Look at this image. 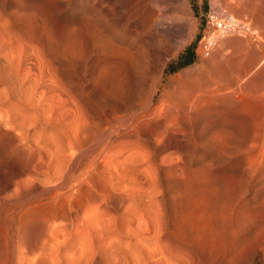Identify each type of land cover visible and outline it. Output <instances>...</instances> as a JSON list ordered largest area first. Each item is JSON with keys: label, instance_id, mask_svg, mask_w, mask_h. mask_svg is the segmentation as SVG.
Here are the masks:
<instances>
[{"label": "rangeland", "instance_id": "1", "mask_svg": "<svg viewBox=\"0 0 264 264\" xmlns=\"http://www.w3.org/2000/svg\"><path fill=\"white\" fill-rule=\"evenodd\" d=\"M219 1L187 0L192 30L187 38L177 34L170 40L160 32L136 33L102 13L99 23L105 27L95 25L86 12L95 10L93 0H25V9L15 16L28 22L31 15V27L12 19L11 4L7 11L0 8V131L5 133L0 135V185L18 162L8 157L15 146L29 148L45 167L29 178L28 197L43 200L41 207L48 202L47 209L67 212L70 219L79 215L75 226L67 217L63 225L54 217L47 229L54 236L44 232L48 237L40 236L36 250L25 253L29 256L19 244L16 264H264V22L239 13L245 0ZM173 13L180 14L177 8ZM230 15L248 21L256 32L235 29L207 40L217 33L211 17ZM89 27L112 32L108 44L114 58L106 51V59L115 62L108 65L116 72L107 69V54L97 48L92 35L97 31ZM227 55L238 61L239 85L258 86L239 92L236 108L223 110L224 132L216 134L205 123L215 118L213 112L190 115L191 126L171 132L160 153L153 143L118 127L121 116L144 99L134 102L109 92V73L120 72L125 81L142 65L148 72L166 62L160 82L166 85L187 68L199 73L202 58L208 69L214 56ZM14 180L9 195L18 194ZM14 195L13 201L22 198ZM55 240L57 245L51 243Z\"/></svg>", "mask_w": 264, "mask_h": 264}, {"label": "bare ground", "instance_id": "2", "mask_svg": "<svg viewBox=\"0 0 264 264\" xmlns=\"http://www.w3.org/2000/svg\"><path fill=\"white\" fill-rule=\"evenodd\" d=\"M216 1L217 0H211V3L214 4V3H216ZM24 2H25V0H0V8L5 9V7H7V5L9 6L11 4L12 6H14V10H12V11L9 10L10 11L9 14H11V16H12V14H14V16H15V14L18 13L19 10L21 11V9H25L24 8ZM257 3L259 4V6L257 5ZM67 5H69V4H67ZM92 5L94 6L95 10L93 8L92 9H86V12H87L89 18L92 19V21L94 20V22L96 23L95 25H98V26L101 25V23H99L100 19H101L100 16L103 14V18L105 20L106 19L107 20L113 19V20L117 21L118 24H120L121 26H124L125 28H127L128 26H131V28L133 27L132 28L133 31H134V29H138L140 32L136 31V33H139V34L140 33L141 34H149L152 32H160V34H162L165 37V40H167V39L170 40L172 37L176 36L177 34H179L182 38H185L187 35L189 36V33L192 30V23L190 22V20H189L190 17L188 15L187 0H93ZM173 5L175 7H172ZM175 8H177L181 14L180 15L178 13L179 14L178 17L176 16L177 15L176 13H175V16H174V13L172 14L173 9H175ZM81 11H83V10H81ZM19 13H21V12H19ZM100 13H102V14L100 15ZM239 13L243 16L246 15V17L247 16L252 17V15H255L256 16L255 21H257L259 23L264 22V21H262V18H264V17L260 18L262 16V14H264V0H245V3L243 5L242 9H240ZM24 14H25V12H24ZM16 16L14 18H12V17L11 18L15 20ZM24 16H25V20H26L27 19L26 16H28V14L22 15L21 17H23V19H24ZM30 17H31V15H30ZM30 17H28V18L30 19ZM85 17H87V15ZM89 18H86V19H89ZM253 18H254V16H253ZM29 19H28V22L32 21ZM17 20H20V19L18 18ZM17 20H15V21H17ZM21 20H22V18H21ZM213 20H219V19H218V17L212 16V21ZM225 20L226 21L224 23H221V24H219L217 22L214 23V24H216V25H214V28L217 30L213 31V32H217V33H212V34L206 36L207 40H211V39L214 40L216 35L221 34V32L232 31V30L235 31L236 28L240 29V30L245 29L243 31H247V32H256L254 27H251L248 21H243V20L241 21L240 19H236L231 15L229 17L225 18ZM88 21L89 20H87V23H88ZM178 21H180V22H178ZM220 21H222V20H220ZM21 22H24L25 24L28 23L27 20L26 21L23 20ZM21 25L25 27L24 24H21ZM262 25H264V24H262ZM27 26H29V25L27 24ZM101 26L105 27L104 25H101ZM108 26H109V24H108ZM29 27H31V26H29ZM91 28L89 27V29H91ZM22 29H24V28H22ZM93 29L94 28L91 29L92 33H93ZM100 29L95 27L94 31L96 30L97 32H94L95 34L94 33L92 34V35H94L93 36L94 41H95L94 43L98 47L95 44L94 45L97 48L102 47L103 49L102 48H100V49L104 50L105 52L104 51L103 52L106 53V51L109 52V50L113 49V48L111 49V45L108 44L109 43L108 41L110 39L112 32H108V31L107 32H99ZM155 34H152V35H155ZM149 35H151V34H149ZM157 35H158V33H157ZM93 37H92V40H93ZM111 37H113V36H111ZM181 37H180V39H181ZM149 38H151V37L149 36ZM149 38L147 37V39H149ZM235 42H237V41H235ZM110 43H111V41H110ZM234 43L233 44L230 43V46H231V44L233 46L238 44V43H235V45H234ZM111 44L113 45V43H111ZM201 47H202L201 49L203 51L204 46H201ZM115 49H116V47H115ZM110 52H112V51H110ZM113 52H115V50H113ZM110 54H112L111 57L114 56L113 53H110ZM103 55L99 56V57H103ZM219 55H217V56H219ZM107 56H109V55L107 54L104 59H106ZM124 56H125V54H124ZM227 56H230V55H227ZM231 56L229 58L221 56L219 58L217 57L216 59L214 56L212 59L213 61L211 63L208 62V63H210L209 65L207 63L208 69L205 66L206 64L204 65V61L202 58V60H201L202 64L197 67V69L198 68L200 69L199 73L195 74L193 72V68H187L181 72H178L176 75L172 76L169 79L168 84H166V85H161L162 83H160L162 80L163 69L166 65V62L161 63L160 67H158V69L156 71H154L152 69V66H150V63H149V65L147 63L146 64L147 67L148 68L151 67V69H152V71L149 70L147 72V71H143V67H142L143 65L141 66L140 65L141 63H139L137 61V64H139L141 67L137 64H136L137 66L136 65L135 66L136 67L139 66L140 68H142V70H138L136 72V74L134 72L135 76L134 77L132 76V78L127 79V77H126L125 78V81L127 79L126 82L123 81L120 78V76H118L120 74L119 70L117 71V72H119V74L114 73L116 75L109 73V76L105 77L106 78V80H105L106 84L105 85L107 87H109V89H108L109 92L113 91V92L117 93L119 96H126L127 98L124 97L125 99H129V100L131 99L134 102L139 101L141 103V101H143V99H144V102L142 104H140V106L138 108L132 109L131 111L129 110V112L125 116L124 115H122L123 117L121 116L122 120H120L121 121L120 126L118 125V127L121 128L125 133H134L140 139L146 141V143L147 142L153 143L155 145L154 150L156 152H160V153L163 152L164 147L167 146V144H169L171 132L177 131V130H180L182 132V131H184L185 125L191 126L192 118L190 117V115H192L193 118H196L198 115H201V114L204 115V114H207L209 112H213L215 115V118L213 120L206 121L205 123L216 134L223 131L225 129L226 125L224 124V122L221 123V117L223 116V110L226 108V106L229 105V107H231V108L232 107L236 108L237 103L239 101L238 93L239 92L241 93L244 90H252L253 88H255V86H258V85L253 86L254 84L252 82H247V83L243 84V86L239 85V84H241V83H239L241 75H238V73H239L238 61L233 56H232V58H234V59H232ZM235 57H236V55H235ZM120 58H122V57H120ZM155 58H157V57H155ZM100 59L101 58H99L98 61ZM153 59H152V61H153ZM262 59H264V58H262ZM96 60H97V57H96ZM101 60H103V58ZM109 60H111V59H109ZM113 60H115V59H113ZM115 61H117V58ZM131 61L132 60H130V62ZM101 62L104 63L105 61L104 62L101 61ZM109 62L110 61H108L106 59L105 65H108ZM113 63H115V62L113 61ZM113 63H111V65ZM152 63L154 64V62H152ZM132 64H134V63H132ZM132 64H130V66H132V69H133ZM92 65L93 66H89V68L94 67L95 63ZM146 65H144V66H146ZM139 67L137 69H139ZM147 67H145V68L148 70ZM104 68L102 70H100V72L104 71V70L107 71V69L110 70L111 67L109 66L106 69V66H105ZM247 68H249V67H247ZM246 69H245V71H246ZM113 70H110L109 72H111V71L116 72L117 69L115 70L113 68ZM104 72H101V73L103 74ZM110 74H112V75H110ZM262 74H264V73H262ZM242 75H243V73H242ZM244 75H246V74H244ZM249 75L252 78V75L251 74H249ZM98 76H99V78L100 77L102 78L101 75H97V77ZM257 76L259 77L260 75H257ZM261 77H264V76H261ZM244 79H245V76H244ZM241 82H244V81H241ZM255 82H256V80H255ZM262 82H264V81H262ZM124 91H125V94L123 95ZM124 101H126V100H124ZM126 102H128V101H126ZM139 102H138V104H139ZM138 104H137V106H138ZM121 118L119 117V119H121ZM6 131H8V130H6ZM2 132L0 131L1 137L3 136L2 134L5 135V133H2ZM16 137H17V135H16ZM171 143H174V142H171ZM7 144H9V143H7ZM15 147L17 148L18 146H15ZM28 147L29 146H27V148ZM249 147H251V146H249ZM258 149H259V147H258ZM14 150H13V152H14ZM13 152H11V155L10 156L8 155V157H10V158L14 159V161L16 160V162L17 161L18 162L10 168L11 169L10 178H8V180L6 182H2L3 184L0 185V264H16L17 258L19 257L17 255L20 254V253L17 254V248L19 247L18 246L19 244H21L23 246L22 247L23 249L21 250V253H23V255H25V253L28 254L29 252L31 254L33 249H35L34 247L35 246L37 247V244H39L38 240H39L40 236L43 237L42 234L44 232L46 233L50 229L49 227L51 225H53V224H51L52 219L54 217H56V218L60 217L61 219L62 218L66 219L67 216L65 217V215L69 214L67 212H66V214L61 213L59 211L55 212L56 210H54V212H53L51 210V207L49 209H47V207H45L47 205L46 203H48V202L44 203L45 206L41 207L38 204H40L43 200L39 203V198L36 199L37 201H35L34 199L33 200L31 199V195H30V197H28L29 196L28 190L31 189L33 186V185H31L32 180L29 178L34 177V176L36 177V175L38 173L37 171L40 172L42 166H44V165L42 164L43 162H41L40 160H39V162H41V163L35 162V159L33 158L35 156H33V153H30L32 151L29 150V148H28V150L25 149V147L24 148H17L15 150V153H13ZM255 155H256V153H255ZM250 160L251 159H249V161ZM33 162L36 164L33 165L32 164ZM247 163H249V162H247ZM34 169L36 170L34 172L35 175L32 174L33 173L32 171ZM43 170H44V168H43ZM43 170H42V172H43ZM30 174H32V176H30ZM15 175H17V176H15ZM18 175H20V176L26 175V177H25V179L23 178L24 179L23 180L22 179L23 176L20 177ZM252 175H253V172H252ZM14 176L17 177V178H15L16 181L18 180L17 184L15 183L16 187L14 188V190H16L18 192V194L15 193V195H14V194H12L13 193L12 192L9 195L10 190H6V189H8V187L11 185V181L14 180V179L11 180V178ZM20 178H21V181H20ZM28 180H31V182ZM22 182L24 183L22 185L23 187H21V185H20V183H22ZM27 182H30V187H29V183L27 185ZM33 182H34V180H33ZM242 186L243 187L241 188V192H240L241 194L246 190V189H244V183ZM71 188H70V190H71ZM74 189L75 188L73 187V190ZM5 190L8 191V193H5ZM5 194H7V196ZM13 195L14 196L17 195V199L20 196L22 198L21 199L19 198L20 200H14L13 201L12 200ZM239 197H241V196H239ZM242 197H244V196H242ZM244 201H246V200H244ZM51 204H50V206L53 205V204L52 205ZM48 206H49V204H48ZM72 206H74V205H72ZM262 206H264V205H262ZM79 207H80V205H79ZM73 208H75V207H73ZM76 212H77V210H76ZM70 215H72V214H70ZM76 215L77 214H73L71 216V219L69 217H67L70 219V222L72 221L73 226H75L74 225L75 222H78L76 220H77V218H79V215L77 218H76ZM63 219H62V221H64ZM59 221H61V220L59 219ZM62 221L59 223L63 225L65 223V221L63 223H62ZM67 222L68 221H66V223ZM55 223H56V221H55ZM57 224H58V222H57ZM76 225H78V224H76ZM53 226H51V227L53 228ZM64 227H65V225H64ZM44 230H46V231H44ZM48 232H50V231H48ZM47 234H45L46 237H48ZM49 234L53 235L52 230ZM43 238H41V239H43ZM45 238H44V240H45ZM50 239L51 238H49V240ZM53 239H54V237H52V240ZM49 240H47V241H49ZM39 241L41 242V240H39ZM42 242H44V241H42ZM56 242H57V240H55V242H51V243H55L57 245L58 243H56ZM41 244L43 245V243H41ZM52 245H54V244H52ZM53 249L55 251L54 247H53ZM18 251H19V249H18ZM27 254L25 256H29ZM29 260H31V259H29ZM27 262H28V260H27Z\"/></svg>", "mask_w": 264, "mask_h": 264}, {"label": "built area", "instance_id": "3", "mask_svg": "<svg viewBox=\"0 0 264 264\" xmlns=\"http://www.w3.org/2000/svg\"><path fill=\"white\" fill-rule=\"evenodd\" d=\"M212 18V17H211ZM220 20H222V21H220ZM226 20L225 19H219V20H213L212 21V23L214 24V23H219V24H221V23H224ZM214 25H216V24H214ZM219 27V26H218ZM237 29V28H236ZM205 48H207V47H205Z\"/></svg>", "mask_w": 264, "mask_h": 264}, {"label": "trees", "instance_id": "4", "mask_svg": "<svg viewBox=\"0 0 264 264\" xmlns=\"http://www.w3.org/2000/svg\"><path fill=\"white\" fill-rule=\"evenodd\" d=\"M184 63H189V60H186Z\"/></svg>", "mask_w": 264, "mask_h": 264}]
</instances>
